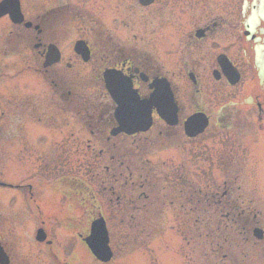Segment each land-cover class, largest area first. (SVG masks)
<instances>
[{
    "label": "flooded vegetation",
    "instance_id": "flooded-vegetation-1",
    "mask_svg": "<svg viewBox=\"0 0 264 264\" xmlns=\"http://www.w3.org/2000/svg\"><path fill=\"white\" fill-rule=\"evenodd\" d=\"M213 2H186L192 6L189 18L175 10L174 15L169 14L175 29L173 48L167 46L165 29L159 30L166 25L168 15L157 11V17L151 10L156 2L30 0L34 12L28 13L20 0L22 22H16L9 14H0V139L6 136L11 117L16 120L11 134L18 139L15 148L8 147V142H0V177H3L1 172L16 174L8 182L0 180V209L3 204L0 211V264H37L39 257L51 264H73L78 254L67 250L65 244L62 248L56 246L51 222L60 223L64 230L74 227V234L86 248L82 252L86 256L85 240L90 234L91 223L100 215L107 221L106 208L113 201V213L124 210L131 218H135L136 209H144L149 204L147 188L155 186V181L150 179L149 173L137 177L127 170L129 174H125L122 167L129 169L130 166L125 165L128 158L117 160L111 156L104 172L97 166L89 179L84 173L72 175L66 168L72 105L79 107L78 115L86 112L71 90L76 80H72L70 71L82 63L95 70L100 93L94 113L86 115L89 120L85 115L80 120L96 139L105 138L106 143H112V148L117 146L110 136L111 130L118 125L114 116L117 105L105 89L104 71L113 70L120 79L130 81L141 99L148 98L153 92V80L167 78L170 82L178 123L166 124L153 107L152 126L146 132L131 137L121 135L122 140L132 138L129 145L136 144L142 149H167V145L176 143L177 148H181L182 143L187 146L185 149L190 156L186 159L192 162L193 174L188 180L178 168L175 192L168 199L180 210L187 206L191 211L188 220L179 222L182 228L191 229L192 234L190 239L185 238L191 246V254H185V264H264V215L253 205L254 200H246L249 195L256 194L245 187L246 169L232 168L230 157L217 159L216 163L223 165V180L217 185L219 189L203 192L199 187L198 160L202 154H199L198 142L205 132L192 138L184 132L185 119L201 112L209 118V129L227 133L234 124L243 122L242 113L248 105L263 106L264 103V0H223L217 6ZM152 20L153 25L158 26L156 30L152 29ZM84 22L87 30L76 29ZM120 25V28L124 25L123 35L114 36ZM72 29L75 36L82 37L75 39L73 45ZM151 32L156 33L153 40ZM81 40L88 46L80 48L88 52L87 56L74 47ZM50 50L53 51L52 61L46 65ZM172 59L180 67L178 74L184 71L187 76L191 74L186 84H190L193 94L188 99L181 98V90L174 83L172 75L176 73L166 69L167 61ZM227 60L241 76L234 85L222 68L224 62L228 64ZM8 68L17 69V72H8ZM246 70L250 78L245 81ZM30 74L37 76L30 80ZM7 81L14 88L8 89ZM236 88L238 90L233 92ZM7 90H14L17 96L8 99L11 95ZM103 99L107 103L103 104ZM254 122L256 126V120ZM225 139H228L226 134ZM82 143L79 140L74 145L78 149ZM85 144L92 149L96 143L89 139ZM223 146L229 150L227 143ZM224 151L227 156V150ZM99 153H103L102 148ZM14 155L16 159L12 158ZM180 156L177 159L179 165L183 155ZM40 158L43 160L39 170ZM14 159L17 167L6 168L15 165ZM26 162L32 165L30 174L23 166ZM64 164L65 168L61 166ZM93 164L98 165L97 154ZM85 166L84 163V170ZM112 168L119 173H111ZM140 168L142 172L150 170ZM213 171L211 167L209 174L203 175L208 187L214 180ZM104 176L111 181L108 186L103 184ZM107 190L109 199L104 198ZM199 194L205 198L206 205H199ZM151 216L141 220L149 230L148 236L159 234L160 230L156 229L163 224L157 222V216ZM134 226V222H128V227ZM256 227L261 229L260 238L254 235ZM97 262L94 264L100 263Z\"/></svg>",
    "mask_w": 264,
    "mask_h": 264
},
{
    "label": "rangeland",
    "instance_id": "rangeland-1",
    "mask_svg": "<svg viewBox=\"0 0 264 264\" xmlns=\"http://www.w3.org/2000/svg\"><path fill=\"white\" fill-rule=\"evenodd\" d=\"M22 1L25 12H34V7L31 5L30 0ZM188 1L190 0H157L156 3L152 5L151 10L155 13V16L158 15L157 11L168 15L167 18H165L166 25L159 29L161 32L163 29L166 31L167 44L169 43L167 45L168 48L174 47V44H171V42H173L175 37L173 18H171L169 14L174 15L175 10V13L181 14L184 18H189L192 13V6L186 4ZM219 1L223 0H214L213 4L215 6L221 4ZM181 4L182 6L180 7ZM121 25L119 26L118 31L113 33L114 36L123 35L121 32L122 29H124V25L120 28ZM151 25L152 29L156 30V28H158L157 25H153V20L151 21ZM79 28L87 30V23L84 22L76 29ZM155 36L156 33L151 32L152 40ZM70 38L71 45H73L75 39L82 37L75 36V30L72 29ZM11 60L12 58L7 61ZM82 64V66L76 65L70 71L72 80H76L75 84H72L71 90L73 94H76L75 96L80 101V106L83 105V109H86V112L78 115L77 110L79 107L72 105L69 160L67 166L66 164L61 166L63 168H65V166L66 168H69L72 175L79 176V174L84 173L89 179V176L94 174L95 167L97 166H99L98 169L101 168L102 172H104L105 166L110 163L111 156H114L115 159L117 157V160L128 158L129 160H126L125 165H129V169L122 167L125 174H129L127 170H130V172L133 171V174L137 177L141 174L146 176V173H149L150 179L155 181L154 184H156L155 186L152 185L151 188H147L150 197L148 200L149 204L146 207L142 206L144 209H136L135 218H131L127 212H124V210L113 213L115 201L112 203L113 206L111 205L106 208V212L108 213L107 227L111 236L110 245L114 253L112 259L113 262H111V264H179V262L180 264H185V254H191V246L187 243L185 238L190 239L192 234L191 229L188 230L182 228V224H179V222L182 223V221L184 222L188 220L191 211L187 206L182 207L180 210L179 206L175 207V205L171 204L168 199L173 196L175 192V171L180 168L182 170L181 174L183 178H188V180H190V176L193 174L192 169H190L192 162L187 161L186 159V157L190 156L185 149L187 146L182 143L181 148H177L178 146L176 143L172 144V146L167 145V149H159L155 147L151 149H142L136 144L129 145L132 138L122 140L123 135L119 134L117 136L110 135L113 137L112 141L117 143V146L112 148V143H106L105 138L103 140L96 139V137L91 134L90 128L80 120V117L85 115L86 119L89 120V116L86 115H92L94 113L96 108L95 104L98 99L97 96H99L100 93V85L96 81L95 70L91 65ZM179 68L180 67L175 59H172L171 61L168 60L166 63V69L176 73L172 76L175 79V85L181 90V98L188 99L192 96L193 92L190 90V84H186V71L182 74H178L177 72L179 71ZM6 71L16 73L17 69L8 68ZM36 76L37 75L35 74H30L28 77L31 80L35 79ZM248 78H250V74L249 71L246 70V74L244 75L245 81L248 80ZM210 80L213 81L212 79ZM207 81L208 80H206V82ZM8 83L9 81H7L8 89L14 88L12 84ZM208 84H210V82ZM237 90L238 88L232 91L235 92ZM7 93L11 95L7 97L8 99H14L17 96V93L14 90H7ZM105 103L107 102L103 99V104ZM262 104L263 106L254 104L252 107L248 105V109L244 110L242 113L243 117L241 116L243 122L240 124H234L233 128L227 130V133H224L223 130L215 132L212 128L206 129V132L198 142V151L200 155L202 154L200 156L201 158L198 160V169L199 187L203 192L211 189H219L217 185L223 180L224 170L223 165L221 163L217 164L216 161L217 159H220L221 161L224 157H230L232 168L241 167L246 169V173L248 174L245 178L246 189L251 190L252 193H254L253 191L256 192L255 195H249V197H246V200H254L253 205L259 210H262L264 215V103ZM188 110L189 112H192L190 109ZM254 120H256V126ZM15 122V118H9L6 136L3 139H0V142H8L6 143L7 146L12 148H15L18 144V139L14 137V134H11V131L15 128ZM260 126L262 127L261 129ZM225 134L228 136V139H225ZM33 139L34 137L32 140ZM89 139H92V141L96 143L93 145L95 148H87L85 143L88 142ZM79 140H82L84 144L82 143L81 148L77 149V146L74 144L78 143ZM224 142L228 144L229 150L223 146ZM140 146L144 147L143 144H140ZM100 148H102V154L99 153ZM224 150H227V156L224 155ZM39 151L41 150L39 149ZM96 154L98 155V165L93 164V159ZM180 154H182L183 157L181 164L179 165L177 159H180ZM12 158H15V155L12 156ZM204 158H209V160H204ZM115 159L113 161H115ZM42 160V158L39 159V170L41 169L40 166L42 165ZM164 162H166V164H164ZM84 163L86 165L85 170ZM215 163L217 164L216 166H214ZM16 164L18 163L15 161V165L12 164L5 167L15 169L17 167ZM23 166L27 169V173L30 174L32 171L31 163L26 162ZM140 167H147L150 168V170L148 172H142L143 170ZM211 167L214 169L212 175V179L214 180L210 183V187H208V182L203 175L209 174V169ZM136 168L139 170L136 171ZM110 171L111 173H119L116 168H112ZM231 173H234V171ZM1 175H3V177L1 176L0 180L6 182L13 180L16 177V174L8 172H1ZM104 179L105 182H103V184L108 186L111 181L107 180V177L105 176ZM134 179L136 181V178ZM36 189L39 190L38 187H36ZM108 191L109 190L104 194L105 199H109ZM138 192H140V190L137 191V193ZM201 195L199 205H206L205 198H201ZM162 201H166V203L163 204ZM104 204L106 205V201H104ZM1 205L3 207V204ZM2 207L0 211H2ZM155 212H157L158 215L155 214ZM112 213L114 215H111ZM149 214L152 215L151 217L157 216L156 220L158 223H163L159 229H156L160 230L159 234L155 233V235L151 234V236L146 234L149 230L147 228L145 229L144 221L141 223V220L147 219ZM128 222H134L135 226L132 228L128 227ZM139 222L140 224H138ZM51 223L54 227L56 246L62 248L65 244L67 250L71 249L78 254V258H76V256L74 257L75 262H72L73 264H79L81 262H84L85 264H94V262H96L89 251L86 253V256L83 255V249L86 248L83 247L81 239L74 234V227L64 230L60 226V223ZM145 234L147 236H145ZM36 262L37 264H51L50 262L43 260L41 257H39Z\"/></svg>",
    "mask_w": 264,
    "mask_h": 264
},
{
    "label": "water",
    "instance_id": "water-1",
    "mask_svg": "<svg viewBox=\"0 0 264 264\" xmlns=\"http://www.w3.org/2000/svg\"><path fill=\"white\" fill-rule=\"evenodd\" d=\"M108 249V248H107ZM108 251V250H107ZM103 260H106V259H103Z\"/></svg>",
    "mask_w": 264,
    "mask_h": 264
}]
</instances>
